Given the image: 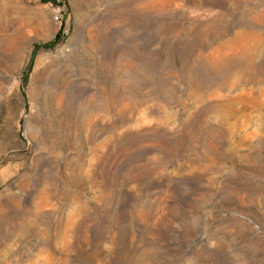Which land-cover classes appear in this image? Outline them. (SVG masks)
I'll list each match as a JSON object with an SVG mask.
<instances>
[{
  "label": "rangeland",
  "instance_id": "rangeland-1",
  "mask_svg": "<svg viewBox=\"0 0 264 264\" xmlns=\"http://www.w3.org/2000/svg\"><path fill=\"white\" fill-rule=\"evenodd\" d=\"M0 264H264V0H0Z\"/></svg>",
  "mask_w": 264,
  "mask_h": 264
},
{
  "label": "trees",
  "instance_id": "trees-1",
  "mask_svg": "<svg viewBox=\"0 0 264 264\" xmlns=\"http://www.w3.org/2000/svg\"><path fill=\"white\" fill-rule=\"evenodd\" d=\"M59 38H60V37L57 36V38H56L54 41H52V42H50V43H46L45 46H46V47H51V46H53V45L58 41Z\"/></svg>",
  "mask_w": 264,
  "mask_h": 264
}]
</instances>
